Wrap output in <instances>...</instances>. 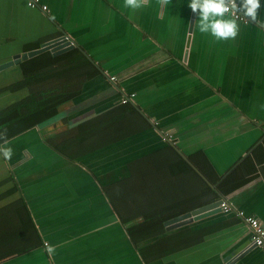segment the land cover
<instances>
[{"label": "crops", "instance_id": "1", "mask_svg": "<svg viewBox=\"0 0 264 264\" xmlns=\"http://www.w3.org/2000/svg\"><path fill=\"white\" fill-rule=\"evenodd\" d=\"M39 3L47 11L30 9L27 0H0V64L63 34L93 62L79 68L72 50L48 52L69 60L50 72L37 63L38 90L81 86V94L52 119L0 133V147L12 149L9 160L0 154V264H264L259 249L247 252L249 229L234 212L168 232L164 226L161 237L186 230L176 239L181 248L150 262L138 250L144 242L135 245L127 231L134 221H168L218 195L264 225L260 23L238 21V35L219 40L200 32L190 0H146L139 9L125 0ZM260 4L257 20L264 23ZM29 59L0 72V91L7 88L0 111L29 96L28 88L10 89L23 81L22 66L35 64ZM128 94L137 112L131 136L94 148L95 138L78 142L88 132L66 133L80 116L89 114L84 123L121 108ZM116 189L119 212L109 196Z\"/></svg>", "mask_w": 264, "mask_h": 264}, {"label": "trees", "instance_id": "2", "mask_svg": "<svg viewBox=\"0 0 264 264\" xmlns=\"http://www.w3.org/2000/svg\"><path fill=\"white\" fill-rule=\"evenodd\" d=\"M70 52L74 53L73 62L79 61V68L87 67L90 69L91 65L89 61L86 60L79 51L72 50ZM63 56L64 55L53 57L48 52H45L42 55H38L28 60V62L34 61L31 62L32 64L35 63L34 65H31L30 68H26L27 66L21 65L23 81L11 86L10 89L11 91H17L22 88H28L29 96L0 111V133L8 135L52 119L58 115L62 105L70 102L73 98L81 94V86L78 87V90L70 91L67 88L55 90L53 87H48L44 90H38V85H35L38 83L37 77L39 78L37 69L40 65L37 63L41 62V66H45L46 72H50V69L61 66L63 60H69V58H62ZM62 68L65 69V67ZM31 69H36V72H30ZM52 80H55V78L49 77L48 81ZM6 89L7 88H4L3 90ZM120 107L121 108H114L102 115H99L91 119V121H86L84 123L81 122L78 126L71 128V130L69 129L66 133L70 137L76 133L84 131L88 132L86 137L82 140H78V142L81 144H86L87 140L95 138L96 144L94 145V148L114 144L124 138H127L134 134V132L137 130L136 127H134V125L137 123V112L131 103L121 105ZM127 109L128 111H126ZM7 117H13L15 120H10L7 122ZM207 193L210 194L209 196L212 197V200L216 199L215 194L208 186ZM118 194L119 189H116L115 191L112 190L111 194L109 195L111 202L116 206L117 212H119ZM127 221L133 222L129 219ZM166 221L167 219L143 220L138 222L134 221L135 223L133 222L131 225L127 226L128 235L135 245H139L144 242L142 246L138 247V250L145 262H150L155 258L163 257L181 248L177 246L176 239L179 238V234L185 233L184 231L186 230L178 234L176 233L161 237L165 233L164 223ZM148 228H150L149 231L153 232L142 234L139 235V237H136L139 230L143 233L145 229ZM153 238L157 239L150 243V240ZM178 242L180 243V240ZM155 245H158V248ZM161 245H169V247L167 249H160Z\"/></svg>", "mask_w": 264, "mask_h": 264}, {"label": "clouds", "instance_id": "3", "mask_svg": "<svg viewBox=\"0 0 264 264\" xmlns=\"http://www.w3.org/2000/svg\"><path fill=\"white\" fill-rule=\"evenodd\" d=\"M145 2L146 0H125V6L139 9ZM159 2L167 5L170 0ZM188 7L194 14H198L200 32L209 33L219 40L235 38L239 32L238 21L260 23L264 28V23L257 20V13L261 7L260 0H190ZM0 139H4L3 134H0ZM0 154L9 160L12 149L0 147ZM46 251L52 256L55 248L48 246Z\"/></svg>", "mask_w": 264, "mask_h": 264}, {"label": "water", "instance_id": "4", "mask_svg": "<svg viewBox=\"0 0 264 264\" xmlns=\"http://www.w3.org/2000/svg\"><path fill=\"white\" fill-rule=\"evenodd\" d=\"M74 48L79 49V47L75 43H73L71 40H69V38L65 34H63L60 37H57V38L52 39L50 41H47L46 43L41 45V47L39 49L30 51L27 53H23V54L19 55L18 57H14L13 59H11L8 62L0 64V72L11 67V66H13V65H15V64H18L20 61H24L26 59L32 58V57L37 56V55L44 53V52H50L53 56H58L64 52H67V51L72 50ZM89 61L93 62L90 59H89ZM115 87L116 86L113 85V88H115ZM87 116H89L88 113L83 115V116H80L78 118V120L75 122H78V123L82 122ZM181 157H183V156H181ZM183 158H185V157H183ZM187 162L192 166V168L196 172H198L189 161H187ZM198 174L206 181V179L199 172H198ZM206 182L208 183V181H206ZM208 184H209V186H211L210 183H208ZM218 197H219V199L217 201L211 203V204H208V205H205L203 207L194 209L188 213H185V214L180 215L176 218H173L171 220L166 221L164 223L165 230L167 232L171 231V230H175V229L181 228L183 226H186L188 224H191L195 221H198L200 219H203L205 217H208L210 215L220 213L221 209L219 206H220L221 202H226L227 204H229V202L224 197H222L220 195H218ZM252 249H254V248L249 246L247 249V252L252 250Z\"/></svg>", "mask_w": 264, "mask_h": 264}, {"label": "built area", "instance_id": "5", "mask_svg": "<svg viewBox=\"0 0 264 264\" xmlns=\"http://www.w3.org/2000/svg\"><path fill=\"white\" fill-rule=\"evenodd\" d=\"M27 6L30 9L40 8L42 11H47V7L44 5H40L39 0H27ZM246 22V21H240ZM111 81L115 80V77H110ZM134 94L123 95L119 99L120 105H126L132 103L134 100ZM221 212L223 213H235V215L242 219L249 229L250 234V242L249 246L255 249H259L264 254V225L251 215L245 214L243 211H234L231 205L227 204L226 202H221L220 204Z\"/></svg>", "mask_w": 264, "mask_h": 264}, {"label": "flooded vegetation", "instance_id": "6", "mask_svg": "<svg viewBox=\"0 0 264 264\" xmlns=\"http://www.w3.org/2000/svg\"><path fill=\"white\" fill-rule=\"evenodd\" d=\"M7 90V89H6ZM6 90H2L1 92H5Z\"/></svg>", "mask_w": 264, "mask_h": 264}, {"label": "rangeland", "instance_id": "7", "mask_svg": "<svg viewBox=\"0 0 264 264\" xmlns=\"http://www.w3.org/2000/svg\"><path fill=\"white\" fill-rule=\"evenodd\" d=\"M4 102H6V101H4Z\"/></svg>", "mask_w": 264, "mask_h": 264}]
</instances>
